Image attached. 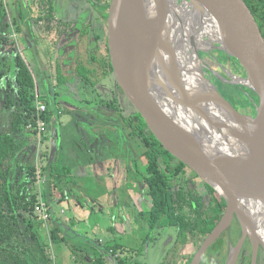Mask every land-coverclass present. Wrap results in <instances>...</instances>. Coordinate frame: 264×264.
<instances>
[{"label": "water", "instance_id": "obj_1", "mask_svg": "<svg viewBox=\"0 0 264 264\" xmlns=\"http://www.w3.org/2000/svg\"><path fill=\"white\" fill-rule=\"evenodd\" d=\"M185 4L212 45H196L187 39L160 0L112 1L107 18V47L114 88L144 118L163 148L226 203L222 218L205 237L191 264H199L207 248L234 218L242 229L241 242L247 237L253 242L255 264L258 245L263 249L264 246L249 234L247 217L264 223V38L243 0H186ZM181 49L197 61L202 72L207 67L199 53L212 55L218 51L238 63L242 75L222 80L246 87L256 95L254 117L235 110L216 87L215 90L243 120L250 118L259 124L255 131L258 170L246 172L233 166L235 159L221 152L217 142H206L185 122L183 114H188L218 133L217 121L201 102L209 96L187 78L192 69L175 61ZM212 73L214 78L218 76L214 70ZM202 80L211 83L205 75Z\"/></svg>", "mask_w": 264, "mask_h": 264}, {"label": "rangeland", "instance_id": "obj_2", "mask_svg": "<svg viewBox=\"0 0 264 264\" xmlns=\"http://www.w3.org/2000/svg\"><path fill=\"white\" fill-rule=\"evenodd\" d=\"M82 2L83 0H56L55 8L65 23L67 20L65 16L70 15L69 19L72 20L73 14L80 13V7L83 6L86 15L89 12L92 17L97 16V11L91 8L89 4ZM27 3L33 8L31 15L34 22V42L31 44L26 41V43L29 47L33 46L31 50L37 64L36 66L34 63V70L36 71L38 68L39 75L46 74V80L44 84H41V88L38 89L36 86L37 92L41 97V91L49 90L57 100H59V96L61 98L64 94L63 102L70 105V107L67 105L68 109L62 110L60 116L54 118L55 124L52 122L51 132L56 145L57 159L71 167L74 173L77 172L81 182L78 188H82L86 193L82 194L80 198L70 201V206L67 209L61 208L64 204L61 201L59 208L61 211L55 207L53 198L49 203L46 200L50 217L51 215L54 217L61 234L69 239V244H72L70 246H81L79 245L81 243L89 244L88 247L85 244V251L88 252L87 260L91 257V248H94V251L103 255L107 264H119L115 257L104 250L102 242H105L122 244L124 253L121 255L129 256L131 259L137 260L139 264H162L164 262L166 264H188L189 260L186 256H193L205 238L198 239L194 244L190 242L183 246L179 244L185 242V239L177 236L178 233L174 227L150 229V226L147 225V213L151 203L146 196L144 182L146 161L140 146L129 136V130L123 120V117L128 119L132 112L127 104L129 101L121 96L119 90H115L113 78L91 88L87 85L84 86L85 83L76 78L75 73L72 76L75 66L71 55H66V52L62 50L65 43L61 41L62 39L60 40L62 28L57 24H48L45 20L48 17V21H50L48 5L41 0H27ZM86 15H81V20H84ZM51 20L54 22L53 19ZM21 29V34L24 37L25 25H22ZM6 33L7 44L1 55L9 61L14 55L11 48L16 46L15 33L9 25ZM18 34L17 36H19ZM18 46L23 48L25 43L19 40ZM55 51L60 52H57L58 60L63 64L61 66L64 69L59 72V79L61 82L63 79L64 83L68 81L65 85L63 83L58 87L53 85L51 74L50 56ZM201 54L202 56L210 55L209 53ZM221 60L222 62L226 61L225 58ZM44 68H46L45 73ZM215 72L218 76L213 78L211 83L215 85L219 94L241 114L254 117L255 104L258 103V99L253 95L251 99L245 94L243 95L239 85H230L223 81L222 79H228L229 76L219 67L216 68ZM239 74L242 75L240 70ZM71 78L74 79L72 82L69 81ZM8 79V77L4 81L2 79L3 82L1 81L0 85L1 87L5 85L4 90H8L5 92L10 90V80ZM72 83L76 84L72 85ZM70 85L72 86L70 87ZM85 93L87 95L83 98ZM79 95L83 100L78 97ZM10 97V95H5L3 99L9 101ZM69 98L70 102L77 100L74 102L75 105L68 102L67 99ZM4 103L6 104V102ZM9 103L7 106L5 104L0 106V125L2 126L6 125V121H10L5 114L7 113L10 117L17 106L13 101ZM78 107L83 109L80 110ZM56 113L57 110H55ZM86 118L88 122L95 123L96 135L92 134L89 125L85 124L88 123ZM26 132L27 135L36 139L34 150L36 155L41 149V143L39 142L38 145L37 138L31 134L32 132L28 130ZM94 138L99 139L101 145H105L109 149L103 152L105 160L102 161L101 165H99L97 151L92 143ZM42 146L44 147V142ZM126 146L128 149L124 152ZM159 166L164 171L165 167L162 161H160ZM44 179V183L47 185V173H45ZM180 181H187L188 186L195 189L196 193H200L204 189L203 182L199 178L191 177L187 170L185 174H180L177 177V182ZM45 193L46 195L47 193L50 194V187L44 186ZM53 209L57 215H53ZM79 212L81 213L79 214ZM135 250H139V255L136 254ZM54 253L52 259L56 264H75L72 252L65 250L63 245L54 246Z\"/></svg>", "mask_w": 264, "mask_h": 264}, {"label": "trees", "instance_id": "obj_3", "mask_svg": "<svg viewBox=\"0 0 264 264\" xmlns=\"http://www.w3.org/2000/svg\"><path fill=\"white\" fill-rule=\"evenodd\" d=\"M112 1L87 0L93 8L99 9L105 21H107ZM243 1L255 18L264 38V0ZM54 2L55 0H48L49 10L53 15ZM77 55L75 74L87 86L95 88L106 77L113 74L108 55L104 58L103 67L99 68L98 65L97 67L91 64L85 65L86 61L83 60L81 50L77 52ZM91 60L94 61L93 55ZM234 62L238 66V63ZM51 65L54 76L53 85L58 87L64 81L61 78V82L58 76L63 69L56 53H53L51 57ZM17 80L21 95L20 107L14 110L7 128H1L0 125V264H56L52 259L56 245H63L65 250H70L75 264H107L103 255L94 251V248H91V257L87 260L88 252L85 251V245L70 246L72 244H69V239L61 234L52 215L47 222L48 225L39 219V215L35 212L38 202L35 187V153L33 163L25 168L21 182H17L14 178V157L17 145L12 134L25 129L34 113L33 83L30 78L27 79L24 76H18ZM239 87L243 95L245 94L248 98L251 99L252 95L256 97L248 88ZM136 114V121L124 117L123 120L129 130V136L140 146L146 161L144 182L146 196L151 203L147 213V225L150 229L172 226L177 230V236L184 238L185 242L190 239L205 238L222 218L226 209L225 201L206 186L211 196L206 203L203 195L190 188L187 181L177 182V177L185 174L186 170L190 172L191 177H198L163 148L144 118L139 113ZM50 117V113L45 116L47 121ZM41 157L44 172L48 177V187L51 190L61 188L70 170L54 162L49 163L44 149ZM160 161L164 164V171L160 169ZM46 199L50 201L51 194L47 193ZM102 243L104 250L115 257L119 264H139L137 260L129 256L121 255L124 253L122 244ZM135 252L139 255V250Z\"/></svg>", "mask_w": 264, "mask_h": 264}, {"label": "flooded vegetation", "instance_id": "obj_4", "mask_svg": "<svg viewBox=\"0 0 264 264\" xmlns=\"http://www.w3.org/2000/svg\"><path fill=\"white\" fill-rule=\"evenodd\" d=\"M41 1L46 2V4L48 5V0H41ZM82 3L84 4L87 3L91 6V4L87 2V0H83ZM30 6L31 5L27 3V0H0V85L2 79L3 81L5 79L7 80L8 77L9 78L8 80H10V82L8 81L10 88L9 92H5L8 91V90H4L5 85L3 87L0 86V105H4L5 104L4 102H6L5 105L7 106L8 104H10L9 103L10 101L11 102L13 101V103H16L17 105L15 110L20 107V102H21V95L19 93V83L17 80L18 76H24L27 79L30 78L34 86L33 93H35L37 82L41 86V84H44V81L46 80V74L39 75L38 68L36 71L34 70L36 62L34 60L31 50L33 46L29 47L27 46L26 43V41H28V43L31 44H33L34 42V28H33L34 22L32 20V15H31L32 14L31 9L33 8ZM91 8H93V6H91ZM93 9L97 11V16H93L94 17L93 18L91 13L88 12L86 15V12L82 10V13L80 14L86 15L85 17L87 19L85 20L84 17V20H81V16L80 18L76 17L75 15L77 13H75L73 14L74 17H72V19L76 18V21L71 23L70 28L67 30L68 32L66 33L65 27H62V32L60 33V40L62 39L61 41L65 42L64 45L62 46V50L66 52V55L67 54L71 55L72 62L74 63L75 67L78 63L77 52L79 50L83 52V60L85 59L86 61L85 65L91 64V65H95V67H97L98 65V68L100 66L103 67L104 58L107 55L109 56L108 47H107V21H105L104 16L100 13L99 9L98 10H96V8ZM48 13L51 22L48 21V17L45 20L46 22H48V24L50 23L53 24V21L51 19H53V16L55 15V2H54V15L49 10V6H48ZM65 17L67 18L68 16ZM8 25L15 33V43H16V46L15 47L13 46V48H11L14 51V55L13 57L11 56L12 58L9 61L4 59L3 55H1V53L5 50L7 44L6 31ZM22 25H25L26 30L24 37L26 39L21 34ZM17 34L19 36H17ZM19 40L25 43V47L20 48L18 46ZM57 52L58 53L60 52L55 51V53L58 56ZM212 53L213 54L209 56L207 55L202 56V54L199 53L200 58L207 67V69L205 68L203 69L206 78L212 81L214 77L209 70L216 71L217 67L223 70V72H226L228 76L240 75L238 66L233 59L227 57L225 54L218 51H213ZM92 55L94 61L91 60ZM224 58L226 59V61L222 62L221 59ZM48 61L50 63V60ZM45 72H46V68H44V73ZM74 73H75V69L72 71V74ZM51 74H52V79L54 80L52 65H51ZM110 78H113V74L106 77L102 82L104 83L105 81H108ZM29 94H31V90H29ZM5 95H10L11 100L9 99V101H5L3 99V96ZM127 104L128 107L132 110L129 119H131V121H136L137 118L136 110L131 104L129 103ZM202 184L204 186V189L200 193L203 195L204 201L207 203L211 199V196L207 191L206 185L204 183ZM241 238H242V229L236 218H234L230 227L207 248L199 264H253V242L248 237L241 242ZM190 242L191 243L193 242L194 244L197 242V240L190 239L186 242H181L179 245L185 246ZM195 254L193 256H186L189 260L188 264H191ZM255 264H264V249L261 245H258L257 248V257L255 260Z\"/></svg>", "mask_w": 264, "mask_h": 264}, {"label": "bare ground", "instance_id": "obj_5", "mask_svg": "<svg viewBox=\"0 0 264 264\" xmlns=\"http://www.w3.org/2000/svg\"><path fill=\"white\" fill-rule=\"evenodd\" d=\"M160 2L166 12L179 23L187 39L196 45H212L207 32L200 27L191 10L185 4L186 0H183V2L180 0H160ZM186 53L185 49H181L179 53L180 57H176L175 61L183 68L188 65L192 69L193 72L187 73V78L193 80L196 87L209 96L208 100L202 99L201 102L217 121L218 133L215 134L210 125L201 121H195L188 114H183L185 122L193 133L202 138L204 137L206 142H217L221 152L228 158L235 159V164L232 163L233 166L246 172L258 170L259 163L256 151L255 131L259 129V124L250 118L243 120L238 114L234 113L228 104L219 98L215 85L202 80L204 74L198 66L197 61L192 59L191 56H186ZM247 219L249 234L255 236L253 237L254 241L264 246V223H260L257 219L250 216Z\"/></svg>", "mask_w": 264, "mask_h": 264}, {"label": "crops", "instance_id": "obj_6", "mask_svg": "<svg viewBox=\"0 0 264 264\" xmlns=\"http://www.w3.org/2000/svg\"><path fill=\"white\" fill-rule=\"evenodd\" d=\"M83 7H80V9H81L80 13H82ZM80 13L76 14L75 16L80 18V16L82 15ZM60 16H61V14H59L57 12L56 8H55V15L53 16V20H54L53 24H57L61 28L65 27V31L67 33L68 32L67 30L70 28L71 23L75 22L76 18L70 20L69 19L70 16H68L67 20H66V23H65L60 18ZM51 56H53V53H51ZM72 76H74V74H72ZM75 77L79 78L80 80H82L78 75H75ZM72 80H74V79L71 78L69 81L72 82ZM66 83H64V85ZM76 83H77V81H76ZM76 83H72V85L76 84ZM38 85H39V83L37 82L36 86H37L38 89H40L41 86L40 85L38 86ZM72 85H70V87ZM77 86H79V85L77 84ZM84 86H86V84H84ZM95 87H97V86H95ZM50 92L51 91H49V90L47 91L45 89L44 91H41V97H40L43 100H45L47 103L50 104V112L49 113L51 115V117H50V119L48 121L49 122L48 132H47L46 136L43 139V142H44V147L43 148H44V152H46L47 155H48V160H49L48 162L49 163L54 162V163L58 164V166H65V167H68V169L70 170V172L68 173L69 176H67L63 180V186L61 188H59L57 190H51L50 189L51 199L52 198L54 199L53 203H55V205H56L55 207H57V209H59L61 207L60 206V202L62 201L64 204H63V206L61 208L62 209H65V208L67 209V207L70 206V204H69L70 201H72V200H74L76 198L78 199V198H80V196H82V194H86V193L84 192L85 190H83L82 188H78V185H81V182H80V179H79V177L77 175V172L75 171V173H74L72 171L71 167L65 165L61 160L57 159L56 145L54 143L52 132H51L52 122H53V124H55V121H53L54 118H57V116H60L62 110L63 109H65V110L68 109V106L70 107V105L66 104L65 102H63L64 101L63 97L60 98V96H59L58 97L59 100H57L56 97L54 96V94L50 93ZM62 95H64V94H62ZM72 95H75V94L72 93ZM86 95H87V93L84 94L83 98H85ZM78 97H80V99H82L81 95H79ZM67 100H68V102L71 101L70 98L67 99ZM74 102H77V100L76 101L72 100V102H70V103L74 104ZM84 103H86V102H84ZM55 110H57L56 114H55ZM5 116H7V118H9V120H11V118H12V115L10 117H8L7 113L5 114ZM2 118H4V117H2ZM81 119H82V117L80 118V121H81ZM85 120H86V122H88L87 118ZM92 120H93V118H92ZM9 122L10 121H6V125H4V126L1 125V128H7ZM0 124H1V110H0ZM85 124L86 125L88 124L90 129L92 130L91 131L92 134L96 135L95 134L96 129H94L95 123H93L91 121V122H88V123H85ZM26 131H27L26 129H23V130L17 131V132L12 134V136H13L15 142H16V145H17L16 155L14 157V164H15V167H14V178H15V180L17 182H21V179H23L25 168H27L29 165H31L33 163V160H34V153H35L34 150H35V140L36 139L34 137H33L34 138L33 139L31 136L27 135ZM31 134H33V133H31ZM92 143H93V145H94V147L96 148V151H97V157H98L99 165H101L102 161L105 160V158H104L105 155H104L103 152H106L109 149L105 145L104 146L101 145V141L99 139L97 140V139L94 138V142H92ZM127 149H128V147L126 146L125 147V151H124V149H123V151L126 152ZM45 186L48 187V180H47V185H45ZM45 200H47L46 199V193H45ZM47 202L49 203V201H47ZM55 207H54V209H55ZM54 209L52 210L53 215L56 214ZM80 213L81 212H79V214ZM71 222H73V221H71ZM114 231H115V227H114ZM79 232H80V230H79ZM77 233H78V231H77ZM85 244L81 243V245H85ZM88 245L89 244H86V247H88Z\"/></svg>", "mask_w": 264, "mask_h": 264}, {"label": "built area", "instance_id": "obj_7", "mask_svg": "<svg viewBox=\"0 0 264 264\" xmlns=\"http://www.w3.org/2000/svg\"><path fill=\"white\" fill-rule=\"evenodd\" d=\"M240 76V75H239ZM50 112V105L44 100L40 99L37 92V88L34 93V113L31 115V121L26 125V130L32 132L37 138L38 145L41 143V149L35 155V187L38 196V202L35 206V212L39 215V219L47 225L50 218L47 202L45 200L44 186H45V172L43 169V162L41 160V152L43 151V139L47 134L49 122L46 120L45 116ZM37 145V146H38ZM38 151V149H37Z\"/></svg>", "mask_w": 264, "mask_h": 264}]
</instances>
